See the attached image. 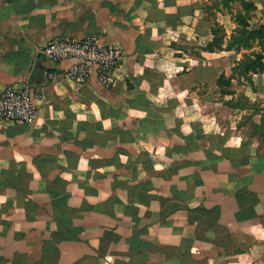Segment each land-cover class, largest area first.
Wrapping results in <instances>:
<instances>
[{"label": "crops", "instance_id": "1", "mask_svg": "<svg viewBox=\"0 0 264 264\" xmlns=\"http://www.w3.org/2000/svg\"><path fill=\"white\" fill-rule=\"evenodd\" d=\"M209 14L225 46L220 0H0V91L32 87L38 106L0 117V264H264V70L214 96L258 46L202 49ZM87 35L120 48L114 85L77 86L38 51Z\"/></svg>", "mask_w": 264, "mask_h": 264}, {"label": "built area", "instance_id": "2", "mask_svg": "<svg viewBox=\"0 0 264 264\" xmlns=\"http://www.w3.org/2000/svg\"><path fill=\"white\" fill-rule=\"evenodd\" d=\"M48 60H71L63 74L77 86L86 84L92 76L104 85H114L122 62V52L115 45L101 42L96 36L81 38L57 37L38 50ZM36 91L29 86H6L0 91V117L19 124L36 120Z\"/></svg>", "mask_w": 264, "mask_h": 264}, {"label": "trees", "instance_id": "3", "mask_svg": "<svg viewBox=\"0 0 264 264\" xmlns=\"http://www.w3.org/2000/svg\"><path fill=\"white\" fill-rule=\"evenodd\" d=\"M221 5L231 15L236 27L230 33L226 45L222 43L225 37L224 28L216 21L214 15L209 14L208 18L211 21L212 40L208 42L202 49L214 51L215 49H234L236 51L242 49H252L258 46V50H251L244 52L240 58L231 68V73L226 77L223 73L217 78L218 85H230L231 79L236 78L238 81L241 77L251 83V73L262 72L264 70V26L253 28L250 26L249 20L254 11L253 3L247 0H220ZM233 3H238L239 9H235ZM232 93V90L226 91ZM227 103L230 105H237L235 103ZM251 104H249L250 107ZM254 105V104H252ZM256 111V108L254 107ZM251 134L258 136L261 145H264V114L260 116L259 123H252Z\"/></svg>", "mask_w": 264, "mask_h": 264}, {"label": "rangeland", "instance_id": "4", "mask_svg": "<svg viewBox=\"0 0 264 264\" xmlns=\"http://www.w3.org/2000/svg\"><path fill=\"white\" fill-rule=\"evenodd\" d=\"M233 89V87H232V85L230 84L229 86L228 85H218V88H216L215 89V91H214V96H216V98H220V99H225V98H229L228 96H226V95H228L229 93H226V91H228V90H232ZM228 101H232L233 103H235V104H240V105H245V102H247L246 101V99L243 97V96H241V95H237V97L236 98H234V96L233 97H231V99H228ZM232 102H230V103H232ZM246 107H249L248 106V104H247V106ZM218 114L219 115H221L222 113H219L218 112ZM252 113L251 112H245L243 115H242V119L241 120H251L252 119Z\"/></svg>", "mask_w": 264, "mask_h": 264}]
</instances>
